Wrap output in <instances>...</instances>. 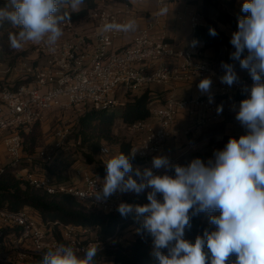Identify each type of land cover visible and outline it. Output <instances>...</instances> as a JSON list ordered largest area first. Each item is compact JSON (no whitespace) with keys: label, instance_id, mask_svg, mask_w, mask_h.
<instances>
[{"label":"built area","instance_id":"1","mask_svg":"<svg viewBox=\"0 0 264 264\" xmlns=\"http://www.w3.org/2000/svg\"><path fill=\"white\" fill-rule=\"evenodd\" d=\"M145 1L137 0L139 4ZM95 2L97 7L80 21L70 18V22L61 25L63 35L54 46L27 42L21 49H15L17 53L31 50L34 57L20 59L7 69V73L20 76V84L0 89V147L4 148L8 161L0 173L11 170L20 182L36 191L50 196H70L94 211L120 216L116 207L121 201L136 203L127 198L131 193H117L106 202H97L91 195L94 186H100L98 178L100 181L103 178L82 163L73 169L71 183H56L45 169L32 168L38 160L50 164L54 155L48 151L35 156L24 154L23 134H28L31 126L42 122L52 110L79 109L80 116L85 110L117 111L140 98L153 85L168 86L165 98L152 97L148 120L125 125L132 134L138 135L131 142L130 152L138 148L134 158L138 163L134 168L143 169L151 167L154 156H168V141L191 136L229 116L235 118L240 101L249 95L243 88H250L253 82L244 70L238 84L232 87L222 84L219 79L222 69L206 58L205 43L194 35L185 45L170 40L166 25L158 18L138 29L129 44L116 48V41L127 33H106L103 25L131 20L132 4L115 0ZM186 12L193 31L204 25L202 14L188 9ZM158 27L161 30L158 31ZM193 40L198 41L196 47H192ZM205 77L213 81V103H209L208 94H202L197 87ZM176 86H190L198 93L182 98L177 95ZM221 104L223 111L217 114V106ZM72 133V130L57 129L54 133L57 148L65 147ZM79 145L80 142L75 141L74 146ZM104 147L108 152H103ZM112 154L108 144L100 150L101 156ZM208 215L203 222L215 229L209 224ZM95 233L96 239L92 236ZM98 242L93 228L43 220L31 208L18 211L0 208V264H41L46 251L58 244H71L82 255L88 245Z\"/></svg>","mask_w":264,"mask_h":264},{"label":"clouds","instance_id":"2","mask_svg":"<svg viewBox=\"0 0 264 264\" xmlns=\"http://www.w3.org/2000/svg\"><path fill=\"white\" fill-rule=\"evenodd\" d=\"M83 3L7 0L0 8V23L20 29L9 35L13 49L27 42L54 46L63 35L61 25L70 22L63 6L77 10ZM168 12L164 5L157 15ZM241 12L247 15L238 17L229 41L234 49L229 54L232 62L221 61L219 79L229 87L238 84L236 62L252 79L251 87L243 88L249 95L240 101L235 115L246 134L230 138L207 162L197 157L181 164L160 155L152 158L151 167L141 169L132 163L138 148L128 155H111L104 162L106 175L102 181L98 178L100 186L96 184L91 195L97 202H106L117 193L139 196L147 190L148 203L121 201L116 211L122 218L131 216L139 225L138 233L152 238L151 256L158 264H264V0H244ZM136 29L135 20L103 25L106 33ZM208 31L212 37L217 35L215 28ZM197 44L192 41V47ZM212 83L211 77H205L197 85L202 94H208L209 103L214 102ZM216 111L222 113L223 105ZM103 152L108 149L104 147ZM217 211L219 215H214ZM200 213L209 214L208 222L215 229H205L193 243L184 238L185 229ZM100 252L99 242L88 245L82 255L71 244H58L46 251L41 264H98Z\"/></svg>","mask_w":264,"mask_h":264},{"label":"trees","instance_id":"3","mask_svg":"<svg viewBox=\"0 0 264 264\" xmlns=\"http://www.w3.org/2000/svg\"><path fill=\"white\" fill-rule=\"evenodd\" d=\"M119 3H127L128 0H115ZM201 3V14L204 18V25L197 28L193 35L200 41L204 42L207 49H214L219 55L223 47L230 46V38L227 37L220 29L219 25L230 26L231 32L237 30L238 17L247 15L241 10L237 14L222 12L218 14L216 20L211 19L212 11L220 7L217 0H196ZM236 0H230L228 5L234 9ZM7 2L0 1V8L5 7ZM82 9L74 11L71 7L65 5L63 12L70 14V18L74 22L84 18L88 11L95 9L97 3L95 0H84ZM10 10V9H9ZM215 28L217 35L212 37L209 35V28ZM19 28L14 27L8 22L0 23V61L9 60L8 68L17 64L20 59L26 58V52L17 53L15 49L10 47L9 35L17 34ZM238 66L239 63L237 62ZM240 67V66H239ZM18 81L16 84H20ZM3 88L0 86V89ZM153 95L150 91L144 94L134 102L126 103L117 111L107 110H85L79 117L73 138L76 142H80L78 149L82 152V156L86 165L94 168L95 175L104 178L106 175L104 160L101 158L100 150L105 144L119 146V153L123 152L128 155L130 153L131 142L115 135L114 126L116 120H121L124 125H132L139 121H146L150 118L149 104ZM39 122L35 123L29 129L28 134H23V153L26 155H34L36 153L39 141ZM73 153L67 151L55 156L52 163L43 165V169L52 177L56 183H71V175L76 166V162L70 160ZM100 156V157H99ZM203 161L210 157V154L199 155ZM133 165L137 164V160H132ZM39 169V168H38ZM147 193L139 196L133 194L129 197L130 201L148 203ZM8 207L11 210H22L31 208L35 210L43 220L55 221L59 220L66 224L93 228L97 232L98 238L102 242H113L119 239L116 233L118 227L122 231L126 227L133 226L135 229V239L122 243H116L110 251H102L97 255L98 264H102L100 256L111 258L109 264H158V261L151 256L152 238L146 233L139 234V225L129 216L122 218L121 216H108L76 202L73 198L66 195L50 196L45 193L34 190L29 185L20 182L14 175L13 171L6 170L0 173V208ZM206 213H200L191 219V227L185 229L186 240L195 241V238L203 235L205 229L214 230L207 227L203 219ZM219 215V213H218ZM100 235V237H99ZM166 253V250H164ZM207 251V249H205ZM235 259V256L231 257Z\"/></svg>","mask_w":264,"mask_h":264},{"label":"rangeland","instance_id":"4","mask_svg":"<svg viewBox=\"0 0 264 264\" xmlns=\"http://www.w3.org/2000/svg\"><path fill=\"white\" fill-rule=\"evenodd\" d=\"M3 2H7V0H0ZM230 0H218L217 3L221 2V8L218 7L217 10L211 12V16L214 18H217L218 14L230 11L231 13L237 14L234 9H231L228 5V2ZM237 1V0H236ZM236 3V2H235ZM222 4L225 5V7H222ZM85 7L84 5H81L79 9L74 10L78 11ZM233 51V48L231 52ZM26 56L33 58L34 53L31 50H28L26 52ZM9 60L3 62L0 61V86L5 87L9 85H14L19 81L20 76L19 75H12L10 73H7ZM194 93V89L190 88V94ZM81 112L79 109H70L67 111L62 110H52L48 112L44 120L40 122L39 124V141L36 149V153H34V156L37 155V153L48 151L47 153H50L52 155L57 156L60 153L71 151L73 153L72 157L70 158L71 161L76 162V165L83 164L86 165L84 158L82 156V152L78 149L79 146H74L75 139L73 138V135L76 130V126L78 125L79 116ZM206 128H210L209 132H211V135L213 137L206 143L200 145V153L201 154H194L189 158V161L193 158H197L199 155H206L210 154V157L205 158V162H207L208 159L213 157V152L215 150H222L224 146L227 144L230 138H239L241 135L246 134L245 129L240 125V123L236 119H230L226 118L220 122H217L213 124L212 126H207L202 128L205 130ZM57 129H68L69 131H73L71 134L67 144L65 147L57 148V139H54V133ZM202 129H200L198 132H200ZM202 130V131H203ZM114 133L115 135H119L120 138L125 139L127 141L132 140L131 132L127 129V127L121 122V120H116L115 126H114ZM197 133V132H196ZM204 137V134H202ZM111 149L113 150L115 145L108 144ZM100 157V156H99ZM104 157V161L107 160L105 156H101V158ZM5 150L3 147H0V169L3 168L7 164ZM47 162H43L41 160H38L32 164L33 169H43V165H46ZM52 163V162H51ZM87 169L94 172V168L92 166L86 165ZM76 179H78L76 177ZM147 193V191H145ZM130 196H133V193L129 194L127 198ZM207 214V213H206ZM135 229L133 226L126 227L124 230L120 231L119 228L117 229L116 233L119 234V239L115 240L113 242H102L97 236L98 241L101 244L102 251H110L113 249V245L116 243H122L126 241H132L135 239ZM94 239H96V233L93 234ZM100 237V235H99ZM100 262L102 264H109L111 261V258H107L105 256H100Z\"/></svg>","mask_w":264,"mask_h":264},{"label":"crops","instance_id":"5","mask_svg":"<svg viewBox=\"0 0 264 264\" xmlns=\"http://www.w3.org/2000/svg\"><path fill=\"white\" fill-rule=\"evenodd\" d=\"M195 1L196 0H146L144 4H139L137 0H128V2L132 4L133 10L131 14V20L136 21L137 29L134 32L127 33V35H125L122 39L117 40L116 48H120L129 44L138 29L145 27L148 22L153 21L156 18H158L162 24L166 25L167 35L170 40L182 43L183 45L187 44L190 38L193 36L194 31L191 28L186 9L196 11L201 14V3L200 1ZM243 2L244 0L236 1L234 5V11H236V13L237 11L241 10ZM220 4L221 2L219 3V5ZM164 5H167L169 9L168 14L166 16H158L157 12L159 11L160 7ZM222 7L224 8L225 5L222 4ZM225 12L234 14L230 11ZM210 17L211 19L216 20V18L212 17L211 15ZM219 29L227 37L231 38L232 32L230 26L219 25ZM157 30H161V27H158ZM225 47L221 49L219 55L215 52L214 49H207L205 51L206 58L213 66L220 68L221 61L232 62L229 60V54L231 53L233 47L232 45L226 47V49ZM236 71L239 76H241L244 72V70L238 66L237 62ZM174 88L177 92V95L182 98L190 97L198 93L197 89L190 86H176ZM190 88L194 89L193 94H190ZM169 89L170 87L168 86L153 85L149 88V91L154 98L157 97L159 99H163L168 94ZM227 118L235 119L231 116ZM202 130L188 137L179 136L175 140L168 141L166 146L168 156L172 159H177L181 164H185L189 162V158L192 155L201 154L200 145L206 144L213 137V135H211V132H209L210 128H206L203 131ZM202 134H204V137L202 136ZM131 136L132 140L128 142H133L138 135H134L131 133ZM115 154H119V146L114 147L112 155ZM106 158L108 159L109 156H107ZM102 159L104 160V157Z\"/></svg>","mask_w":264,"mask_h":264}]
</instances>
